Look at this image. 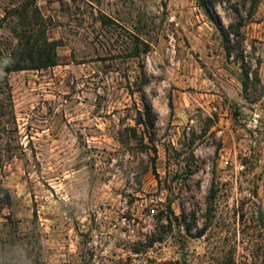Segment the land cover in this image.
I'll return each mask as SVG.
<instances>
[{"label":"rangeland","instance_id":"obj_1","mask_svg":"<svg viewBox=\"0 0 264 264\" xmlns=\"http://www.w3.org/2000/svg\"><path fill=\"white\" fill-rule=\"evenodd\" d=\"M210 1L230 49L201 0H0L59 43L0 94V264H264V0Z\"/></svg>","mask_w":264,"mask_h":264},{"label":"trees","instance_id":"obj_2","mask_svg":"<svg viewBox=\"0 0 264 264\" xmlns=\"http://www.w3.org/2000/svg\"><path fill=\"white\" fill-rule=\"evenodd\" d=\"M202 7L206 9L212 21L217 24L222 35L224 37V41L226 46L230 49L232 40L231 35H233L237 40H240L241 30L240 25H231L232 32H228V30L215 18V15L212 14V4L210 0H201ZM260 0H254V6L259 4ZM26 3L22 8L24 12L28 14L29 9H31V5L28 0H24ZM32 18V21L30 19ZM29 28L32 27H44V18L38 8L33 9L32 17L28 18ZM46 29V28H45ZM44 32V31H43ZM133 38L136 42H139L143 46V50L140 51L139 48L133 53L135 58H139L142 54H149L151 52V46L149 43L142 42L138 36L133 35ZM59 47V43L56 41H49L46 36L36 37L30 31H26L21 36V41L16 48H14L9 53H4L3 50L0 49V94L5 92L8 88V77L14 73L19 71H28V70H42L48 69L57 66L58 55L57 49ZM244 74L246 77V83L244 85V89L246 92L249 90V81L250 75L248 71L244 70ZM256 82L261 83V80L256 74ZM143 96V103L145 107V112L140 114V120L138 121L139 126H147L149 128L154 129L155 127V117L153 115V108L151 104L148 102L145 91L142 88L140 91ZM37 264H42L37 262Z\"/></svg>","mask_w":264,"mask_h":264}]
</instances>
